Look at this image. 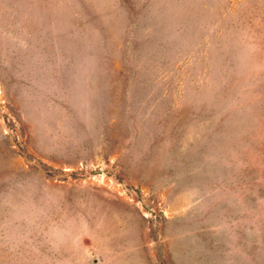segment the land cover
Segmentation results:
<instances>
[{"label": "rangeland", "instance_id": "374dc122", "mask_svg": "<svg viewBox=\"0 0 264 264\" xmlns=\"http://www.w3.org/2000/svg\"><path fill=\"white\" fill-rule=\"evenodd\" d=\"M0 264H264V0H0Z\"/></svg>", "mask_w": 264, "mask_h": 264}]
</instances>
